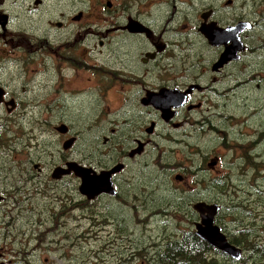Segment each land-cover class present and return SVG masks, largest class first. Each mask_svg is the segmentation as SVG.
<instances>
[{"label": "flooded vegetation", "instance_id": "af4514ba", "mask_svg": "<svg viewBox=\"0 0 264 264\" xmlns=\"http://www.w3.org/2000/svg\"><path fill=\"white\" fill-rule=\"evenodd\" d=\"M10 1L18 11L12 13L0 0V141L9 135L0 144V166L12 172L0 176L9 178L8 183L26 185L37 178L59 184L56 189L74 186L73 193L53 196L60 199L62 212L67 207L74 221L84 222L74 228L88 232L95 211L113 210V222L101 220L108 224L101 230L108 227L120 235L127 233L121 219L128 207L141 214L142 225L144 202L127 188L134 162L156 161L152 154L161 148L198 155L200 172L215 178L213 186H233L232 194L234 181L244 184L242 177L253 187L264 179V160L256 162L258 148L264 153V122L259 123L264 104L256 103L257 98L264 101V65L248 66L244 59L247 38L264 23V2H250L255 6L250 10L240 9L246 3L237 0L208 7L201 0L194 6L190 0H164L154 12L155 3L143 2L129 11L110 0ZM214 30L232 32L233 38L218 39L211 34ZM83 134L90 137L83 141ZM43 135L58 140L59 164L29 160L35 153L28 148L37 146ZM17 139L22 140L21 153L28 154L27 166L14 155L11 161L17 164L11 168L5 143ZM8 149L15 154L17 147ZM249 153L246 170L242 159ZM181 162L186 164L187 158ZM219 167L229 177L220 175ZM82 168L90 175H104L108 189L93 197L82 194ZM185 168L192 177L194 172ZM235 170L241 171L240 179H234ZM175 179L185 183L187 178L178 173ZM69 180L70 186L63 184ZM228 212L219 206L215 218L228 244L239 248L225 232L228 223L236 222ZM250 218L264 232V215ZM258 218L263 220L260 225ZM29 247L23 243L10 249L12 258L21 261L18 264H49L24 252ZM2 254L0 264L13 263L2 260ZM126 260L120 257L118 264ZM74 262L78 258L64 264Z\"/></svg>", "mask_w": 264, "mask_h": 264}, {"label": "rangeland", "instance_id": "374dc122", "mask_svg": "<svg viewBox=\"0 0 264 264\" xmlns=\"http://www.w3.org/2000/svg\"><path fill=\"white\" fill-rule=\"evenodd\" d=\"M67 1L73 0H65V2ZM74 1L78 3L81 0ZM84 1L94 2L98 0ZM110 1L115 3L114 6H117V3L123 4L129 11L136 6L135 3L137 2L146 4L155 3L152 8L156 12L163 7L161 2L164 0ZM190 1L194 6L195 0ZM226 1L201 0V4L204 7H208L211 4L213 5L214 2ZM11 2L10 0H4V8L14 13L18 9L11 6ZM237 2L246 3L241 4L239 6L240 9L244 7L250 9L255 7L249 5L250 2L258 3L264 2V0H237ZM215 6L219 7L218 5ZM82 7L81 4L75 5V8L82 9ZM150 12H152V9ZM246 42L248 45L246 54L248 56L246 55L244 59L249 61L248 66H253L254 64L255 66L264 65V23L256 26ZM256 103L264 104V101L257 98ZM260 114H264L262 109ZM263 122L264 120L259 123ZM36 125L39 126L40 122H36ZM89 137V134H83L82 140H87ZM24 138L26 137L23 136L22 139ZM3 140H9V135L1 136L0 144ZM20 141L22 140L17 139L15 143H5V146H8L4 149V153L11 168H14L17 163H21L23 167L27 166L24 158L28 154L26 153L24 156L21 153L20 145L18 144ZM57 141L54 136H39L37 146H34L32 143L31 147L28 148L31 154L35 153V156H31L29 160L33 163L46 165L59 164L61 162L59 158L62 154L60 152V144ZM56 142L57 144L55 145ZM13 146L17 147L15 154L8 149V147L12 148ZM163 150L165 148H161L158 150V153L156 151L152 154V157L156 161L146 162L144 159H139L134 162L136 163L135 169L129 173V176L133 177V179L128 182L127 188L138 193L144 202V205H142V225L138 223L141 214L139 212L136 213L135 208L128 207L126 215H123V219H121L125 230L127 229V233L120 235L108 227L105 229L106 232L101 230L102 226L108 225L106 222L101 223V220L108 219L113 222V216L115 215L113 210H109L104 214L95 211L93 215L96 220L94 226L88 232L84 229L74 228L75 226L80 227L84 222L82 220L80 223L74 221L72 219L73 211L67 207L62 212L60 199L55 200L53 197L56 194L73 193L74 186L70 187L69 190H67L66 186L56 189L55 186L59 184L41 183L37 178L32 182L25 183L26 185H22L21 183L15 184L13 182L8 183L10 179L3 178V175H1L0 197L3 199L0 201H3L0 202V253L4 252L2 260H5V262L11 260L12 264L20 263L21 261L17 262L15 258H12L10 249L19 248L23 243H29L30 247L25 249L24 252L31 253L33 257L39 256L40 262L47 259L49 264H64L66 261L76 258H78V263L74 262L75 264H118L120 257L123 259L127 258L124 264H135L136 262L140 264L143 262V258L146 264L151 259L152 263H154L156 257L158 258L159 255L162 256L161 254L164 253V247L169 240L176 238L181 231H184V233L195 231V223L199 222V220L198 215L192 212V206L194 203L202 200L219 205L225 212H228L230 209L235 212L233 214L232 212H228V215L232 216L230 220L233 219V216L237 218H235L236 222L231 221V223H228L229 226L225 229L226 234L230 238L246 242L251 241L250 243H254L262 247L261 249H264V232H260L254 226L256 224L254 220L250 218L257 214L264 215V179L253 187L251 182H247V177H242L241 182L244 184L234 181L233 185L236 187L234 189L235 192L232 194L230 190L233 186L232 188L223 185L213 186L214 182H217L215 178L205 177L200 172L198 155L186 154L184 151H170V153H166L162 152ZM258 151L261 152L259 148ZM14 155L17 156V163L11 161ZM249 155L250 153L244 155L242 159L245 167L247 164L246 157ZM256 155H259V153H256ZM190 156H193V159H190ZM182 158H187L186 164L181 162ZM185 165L194 172L192 177L187 175L189 171L185 168ZM178 168L181 171H178ZM239 168L244 169V167ZM3 169L0 166V173H12L7 170L3 171ZM218 171L220 175L225 173L229 177L228 172H224L222 168L219 167ZM178 173L185 175L188 180L186 179L185 183H182L183 181L178 183L174 179ZM239 175H241V171L235 170L234 179H240ZM48 177L50 178V176ZM63 184L67 186L71 185L70 180L63 182ZM250 190L252 195L249 194ZM67 205L72 206L71 203ZM257 205L260 206L259 209L261 210H257ZM54 214L57 216L55 217ZM237 215L240 216L238 217ZM218 221L219 218H216L217 225ZM262 222V218H258L257 224L260 225ZM117 223L120 224L119 221ZM66 226L68 228H65ZM262 229H264V225ZM239 233L242 234L240 235ZM257 250L259 251L256 247L249 250L246 253L245 261L241 264H255L252 259V251ZM217 258L220 259V257Z\"/></svg>", "mask_w": 264, "mask_h": 264}, {"label": "trees", "instance_id": "16d2710c", "mask_svg": "<svg viewBox=\"0 0 264 264\" xmlns=\"http://www.w3.org/2000/svg\"><path fill=\"white\" fill-rule=\"evenodd\" d=\"M192 212L195 213L194 211ZM239 234L241 235L242 233ZM230 239L241 248L242 256L238 262L232 257L226 256L220 251L209 247L205 242L199 239L194 232L184 233V231H181L176 238L166 243L163 250L164 253L161 254L162 256L159 255L158 258L156 257L154 263H152L151 259L147 264H241L246 259V253L254 247L259 249V251H252L253 261L255 264H264V249H261L262 247L253 243L247 246L245 241ZM217 257H220V259ZM142 261L143 262L140 264H146L144 258ZM137 263L138 262L135 264Z\"/></svg>", "mask_w": 264, "mask_h": 264}, {"label": "water", "instance_id": "95a60500", "mask_svg": "<svg viewBox=\"0 0 264 264\" xmlns=\"http://www.w3.org/2000/svg\"><path fill=\"white\" fill-rule=\"evenodd\" d=\"M227 33L226 31L219 32L216 30L211 32V34L218 39H223V36ZM79 178L82 180L80 192L90 197L103 193L106 188V178L103 177L102 174L89 175V170L82 168L80 169ZM193 209L197 211L201 217L200 224L196 225V234L202 237L209 245L239 260L240 251L230 246L225 237L220 233V229L213 226L214 216L218 211V207L215 205L209 206L205 203H197L193 206Z\"/></svg>", "mask_w": 264, "mask_h": 264}, {"label": "bare ground", "instance_id": "6f19581e", "mask_svg": "<svg viewBox=\"0 0 264 264\" xmlns=\"http://www.w3.org/2000/svg\"><path fill=\"white\" fill-rule=\"evenodd\" d=\"M161 2V1H160ZM234 2V1H233ZM169 3V2H168ZM182 3V2H181ZM184 3V2H183ZM188 3V2H187ZM158 4V3H157ZM231 14V13H230ZM256 46V45H255ZM254 47V46H253ZM262 47V46H261ZM253 52V51H252ZM263 53V52H262ZM256 55V54H255ZM258 55V54H257ZM262 98V97H261ZM151 137V136H150ZM260 153V152H259ZM262 154V153H261ZM261 154H259V155H256L257 156V159H256V162H261V160H264V159H262L263 157H262V155ZM102 159V158H101ZM158 162V161H157ZM158 166V165H157ZM156 167V166H155ZM151 169V168H150ZM157 169V168H156ZM155 169V170H156ZM143 170V169H142ZM162 170V169H161ZM143 173V172H142ZM155 173V172H154ZM144 175V174H143ZM148 176V175H147ZM152 178H154V177H152ZM206 179V178H205ZM154 180V179H153ZM151 181V180H150ZM153 184V183H152ZM165 184V183H164ZM211 184V183H210ZM162 188V187H161ZM165 188V187H164ZM164 188H163V190H164ZM215 190V189H214ZM258 190V189H257ZM256 191V190H255ZM260 192V191H259ZM262 192V191H261ZM163 193V192H162ZM171 193V192H170ZM172 193H173V190H172ZM166 194H167V192H166ZM174 194V193H173ZM222 194H225V193H222ZM261 194V193H260ZM258 195V194H257ZM250 196V195H249ZM248 197V196H247ZM254 197H256V196H254ZM125 198V197H124ZM153 199V198H152ZM174 199V198H173ZM177 199V198H176ZM256 199V198H255ZM261 199V198H260ZM126 200V199H125ZM244 200V199H243ZM262 200V199H261ZM264 200V199H263ZM175 201V200H174ZM249 201H251V200H249ZM249 201H248V203H249ZM258 201V200H257ZM176 204H177V202H176ZM238 204V203H237ZM247 204V203H246ZM174 205V204H173ZM262 205V204H261ZM235 206H237V205H235ZM247 206V205H246ZM249 206V205H248ZM252 206V205H251ZM257 206H259V205H257ZM238 207V206H237ZM229 208V207H228ZM244 208H246V207H244ZM248 209V208H247ZM258 209V208H257ZM252 210H254V209H252ZM250 212V211H249ZM230 213V212H229ZM234 212H232V214H233ZM238 213V212H237ZM247 213V212H246ZM231 215V214H230ZM241 215H242V213H241ZM238 216V215H237ZM240 216V215H239ZM238 216V217H239ZM228 217V216H227ZM229 217H232V216H229ZM233 218H234V216H233ZM236 218V217H235ZM242 218H244V217H242ZM241 218V219H242ZM237 219V218H236ZM253 237V236H252ZM251 240H252V238H251ZM254 240V239H253ZM255 241V240H254ZM246 242V241H245ZM251 242V241H250ZM247 243V242H246ZM249 244V243H248ZM254 244V243H253ZM252 244V245H253ZM151 258V257H150Z\"/></svg>", "mask_w": 264, "mask_h": 264}]
</instances>
